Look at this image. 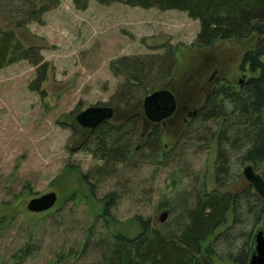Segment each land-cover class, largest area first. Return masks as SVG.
<instances>
[{
  "label": "rangeland",
  "instance_id": "1",
  "mask_svg": "<svg viewBox=\"0 0 264 264\" xmlns=\"http://www.w3.org/2000/svg\"><path fill=\"white\" fill-rule=\"evenodd\" d=\"M0 24L14 30L25 47L37 48L45 64L41 84L36 82L38 68L28 61L0 70V264H16L15 257L23 251L28 254L21 264H104L101 252L112 235L134 237L139 232L136 217L150 219L164 234L175 231L204 187L208 192L218 189L214 143L206 146L195 140L183 144L175 160H156L153 151L144 148L148 138L141 128L133 165H119L107 175L101 171L102 177L92 175L91 195L82 175L104 166L81 148L89 133L74 129L73 121L90 107L109 106L122 83L110 69L119 57L164 55L166 47L177 48L171 85L182 84V93L195 91L198 106L211 82L244 81L248 74L241 70V59L253 39L198 50L193 45L200 22L183 12L96 1L81 11L72 0H59L41 23L23 29L0 13ZM199 74L204 81L193 85L188 79ZM184 129L166 130L161 138L166 151L180 142ZM232 162L235 180L221 191L234 192L247 183L244 176L238 178L243 168L235 158ZM50 192L58 196L51 210L28 211L32 199ZM112 192L119 198L106 226L98 217L100 200ZM164 213L168 218L161 223Z\"/></svg>",
  "mask_w": 264,
  "mask_h": 264
},
{
  "label": "trees",
  "instance_id": "2",
  "mask_svg": "<svg viewBox=\"0 0 264 264\" xmlns=\"http://www.w3.org/2000/svg\"><path fill=\"white\" fill-rule=\"evenodd\" d=\"M72 1L81 11L96 1L105 6L119 3L144 10L183 12L200 22L193 45L198 50L214 48L221 42L242 43L253 39L241 59V70L247 77L239 85L218 84L183 130L178 146L166 151L160 127L155 128L144 146L153 151L156 160L165 161L175 160L183 144L195 140L206 146L214 143L218 189L208 192L204 187L176 224L175 231L164 234L150 219L136 217L139 232L134 237L112 235L101 252L104 264H216V260L249 264L255 250L254 236L259 230L264 232V200L248 182L234 192L220 189L235 180L231 168L234 158L239 168L252 165L264 179V0ZM58 6L59 0H0V13L15 28L23 29L31 23H41L43 16ZM177 54V48L166 47L164 55L122 56L112 61L110 69L122 83L108 105L118 114L111 123H102L89 133L81 147L104 166L90 175H82L91 195L92 175L96 178L101 171L107 175L119 165H133L140 125L138 104L153 91L172 84ZM21 61L38 68L36 82L41 84L45 79V64L37 48L25 47L14 30L4 29L0 24V70ZM73 128H81L76 119ZM238 178H243V170ZM118 198L112 192L100 200L102 213L98 217L105 219L106 226ZM87 245L88 242L84 248ZM27 252L17 254L16 264L22 263Z\"/></svg>",
  "mask_w": 264,
  "mask_h": 264
},
{
  "label": "water",
  "instance_id": "3",
  "mask_svg": "<svg viewBox=\"0 0 264 264\" xmlns=\"http://www.w3.org/2000/svg\"><path fill=\"white\" fill-rule=\"evenodd\" d=\"M185 101H181V107L178 110V104L175 94L168 88H160L145 96L138 104L142 108L146 121L154 126L164 124L174 117L172 129H184L189 124V118L197 116L199 108L195 109V101L199 95L193 92L184 91ZM196 106L192 107L191 105ZM118 112L111 106L90 107L76 116V123L84 130L92 132L102 123H111L116 118ZM187 115V117H185ZM138 116V115H137ZM171 126V125H170ZM245 180L253 186L255 192L264 200V179L258 174L252 165L243 168ZM58 196L55 192H50L41 197L32 199L28 204V211L34 214H40L51 210L57 203ZM168 213L161 216L160 222L165 223ZM255 250L249 264H264V232L259 230L254 236Z\"/></svg>",
  "mask_w": 264,
  "mask_h": 264
},
{
  "label": "flooded vegetation",
  "instance_id": "4",
  "mask_svg": "<svg viewBox=\"0 0 264 264\" xmlns=\"http://www.w3.org/2000/svg\"><path fill=\"white\" fill-rule=\"evenodd\" d=\"M217 73V72H216ZM188 80H191L192 83H194L193 85H200V83H202L204 80L201 79L200 77V74L198 77H193V75L190 76V78ZM221 80V79H220ZM225 82V81H222V83ZM190 83V82H189ZM242 83V82H241ZM218 85V82H211V84L207 87L209 90L206 92V96H205V100L203 102V104H201L200 106L204 105L206 100L208 99V97L211 95L212 91L216 88V86ZM183 85L180 84L179 87L177 88H174L172 85H169L168 86V89L171 90L175 96H176V99H177V104H178V110H177V113L181 107V101H185L186 97L183 95V93L181 92V89H183ZM205 89V87H202V90ZM206 90V89H205ZM199 108V105L198 107H196L195 109ZM139 110V114H138V117H139V122H140V125H139V129L143 128L144 131H146L147 133V136H146V139L153 133L154 130H156L155 128L156 127H160V133H161V136L163 137V135L166 132V130H169L170 133L171 131H174L176 130V133H177V129H172V125H173V122H175L174 120V117L171 118L170 120L166 121L164 124H160L158 126H150V124L146 121L144 115L142 114L143 111H142V108L139 107L138 108ZM187 117V115L185 116ZM188 118V117H187ZM192 119L189 120V122L191 121ZM171 125V126H170ZM88 133H91L89 130H86ZM139 131V130H138ZM144 134V133H143ZM169 135V134H168ZM145 136V135H144ZM84 143V142H83ZM83 143L80 145L82 146ZM179 143V141L176 140V142H174L173 146H172V149L176 147V145ZM168 148V145L165 146V149Z\"/></svg>",
  "mask_w": 264,
  "mask_h": 264
}]
</instances>
